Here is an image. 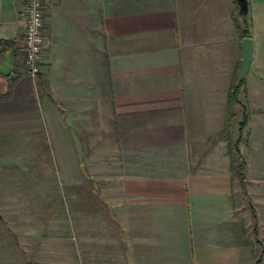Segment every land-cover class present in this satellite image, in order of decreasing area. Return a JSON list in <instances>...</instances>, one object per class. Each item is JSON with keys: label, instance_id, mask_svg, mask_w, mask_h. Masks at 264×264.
<instances>
[{"label": "crops", "instance_id": "0c3cea01", "mask_svg": "<svg viewBox=\"0 0 264 264\" xmlns=\"http://www.w3.org/2000/svg\"><path fill=\"white\" fill-rule=\"evenodd\" d=\"M245 5L242 14L237 0H46L33 81L21 46L25 0H0V38L14 43L0 73L15 77L0 100V128L12 116L21 152H38L33 137L44 133L84 202L74 238L64 211L46 206L48 188L42 197L16 188L9 198L0 174V264H256L264 249V0ZM244 37L252 57L231 105ZM245 111L240 187L228 142ZM2 151L0 140V169ZM30 161L40 165L37 156L21 163ZM29 176L22 181L49 183Z\"/></svg>", "mask_w": 264, "mask_h": 264}, {"label": "rangeland", "instance_id": "374dc122", "mask_svg": "<svg viewBox=\"0 0 264 264\" xmlns=\"http://www.w3.org/2000/svg\"><path fill=\"white\" fill-rule=\"evenodd\" d=\"M246 112V111H245ZM242 116V115H241ZM240 116V119H241ZM12 116L10 115H5V119L2 120L3 124L2 127L0 128V140L2 144H4V150L2 151V161L4 162V166L2 169H0V174L1 176L7 178V184L5 187V195L11 198L13 195L12 190L15 191L16 188L22 189V191H36L40 195V197L43 196L42 192L45 193L46 189L48 188L49 190V205L46 204V206L49 207H54L59 210H63L65 214V218L67 219L68 223L71 225V236L74 237L78 234L77 232V225H78V220L79 216L77 214V209L79 206H81L84 202L80 200L79 198V193H78V187L79 184L74 180L71 182L69 180V174L68 173H63V169H59L56 159L54 163V154L53 152L50 151L48 148V145L45 142V137L44 133H39L35 137V141L37 140V147L39 148L38 152L31 153L27 151H20L16 150L12 145L15 146V129H14V121L11 119ZM248 119V115H247ZM247 119H246V125H247ZM245 125V127H246ZM235 142V141H234ZM22 154V156H21ZM31 154L34 156H37L39 159V164L37 167L31 166V161L30 164H23L22 157L24 160H32ZM36 159H33L35 161ZM76 168L71 167L69 169L70 171V177L76 176ZM49 171L52 172V178L51 175L49 174ZM38 174L39 176H43L48 178V183L47 185L44 184H35L31 183L29 181H22L25 180L26 178L30 177L29 175ZM9 178L11 181H9ZM30 179V178H29ZM76 179V178H75ZM36 182V181H35ZM18 190V191H19ZM89 191V190H88ZM93 206L94 200L93 199H88L87 204ZM257 227V225H256ZM255 227V228H256ZM74 228L76 231H74ZM258 230L257 228L254 230V236L256 238V242H259L258 240ZM76 238V237H74ZM262 257H264V249L259 256V262L261 261ZM258 260V259H257ZM256 260V261H257ZM257 262V263H259Z\"/></svg>", "mask_w": 264, "mask_h": 264}, {"label": "trees", "instance_id": "16d2710c", "mask_svg": "<svg viewBox=\"0 0 264 264\" xmlns=\"http://www.w3.org/2000/svg\"><path fill=\"white\" fill-rule=\"evenodd\" d=\"M247 28L243 31H241L242 35L245 36L249 35L248 31V23L246 24ZM9 48H14V43L11 39H5L0 38V60H2L5 57V52ZM0 77L5 78V88L4 90L0 91V100H5L10 97L11 90L14 84V75L8 73V74H2L0 73ZM236 81H233L231 84L230 92L228 95V100L232 104H235L238 102V93L240 92V89L243 87V78H238L237 76L234 77ZM235 115H233V112L228 113V115H225V131L227 132L231 126V122L233 120ZM246 119L247 114L246 112L244 115H242L239 123H238V129H239V135L238 139L235 142H228V154L230 157V168L232 175L235 176L238 180V183L240 187H243L245 184V170H246V163L241 155L239 149H238V143L242 139L243 136V130L246 125ZM256 229V228H255ZM254 229V230H255ZM259 259L256 261V264H258Z\"/></svg>", "mask_w": 264, "mask_h": 264}, {"label": "built area", "instance_id": "2783aa9c", "mask_svg": "<svg viewBox=\"0 0 264 264\" xmlns=\"http://www.w3.org/2000/svg\"><path fill=\"white\" fill-rule=\"evenodd\" d=\"M46 0H25L21 46L28 76L36 81L41 70V52L45 43L43 35Z\"/></svg>", "mask_w": 264, "mask_h": 264}, {"label": "water", "instance_id": "95a60500", "mask_svg": "<svg viewBox=\"0 0 264 264\" xmlns=\"http://www.w3.org/2000/svg\"><path fill=\"white\" fill-rule=\"evenodd\" d=\"M239 3L240 12L244 14L246 12L245 0H237ZM242 56L241 65L238 70V77L242 78L248 69L249 62L252 57V40L250 37H244L241 41Z\"/></svg>", "mask_w": 264, "mask_h": 264}]
</instances>
